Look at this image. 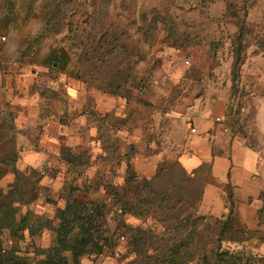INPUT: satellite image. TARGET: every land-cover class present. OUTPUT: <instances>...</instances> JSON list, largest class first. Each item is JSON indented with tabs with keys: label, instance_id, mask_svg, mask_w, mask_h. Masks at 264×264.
<instances>
[{
	"label": "rangeland",
	"instance_id": "obj_1",
	"mask_svg": "<svg viewBox=\"0 0 264 264\" xmlns=\"http://www.w3.org/2000/svg\"><path fill=\"white\" fill-rule=\"evenodd\" d=\"M12 2L23 13L19 18L33 45L20 60L38 59L60 46L77 59L79 79L88 89L125 103L127 117L107 114L108 131L122 124L149 131L156 119L167 131L165 114L176 105L225 97L222 123L229 135L254 146L264 142L258 128L260 109L264 120V0ZM20 28L10 41L12 53ZM5 37L1 42L9 41ZM6 105L0 102V123L8 122L10 112L16 118ZM109 141L110 155L99 160V168L66 169L65 186L63 177L53 187L41 185L44 196L28 207L33 233L5 230L4 248L19 249L29 264L52 256L68 264H264V208L260 222L250 215L244 220L230 190L232 204L222 217L198 202L162 199L131 165L122 167L123 146ZM19 161L6 166L16 171L0 179L3 195L16 190ZM36 171L29 174L32 180L46 172ZM87 172L91 183L79 186ZM63 197L76 202L62 224L60 210L68 204ZM26 211L23 207L21 214Z\"/></svg>",
	"mask_w": 264,
	"mask_h": 264
},
{
	"label": "crops",
	"instance_id": "obj_2",
	"mask_svg": "<svg viewBox=\"0 0 264 264\" xmlns=\"http://www.w3.org/2000/svg\"><path fill=\"white\" fill-rule=\"evenodd\" d=\"M22 14L12 0H0V102L16 114L22 171L45 168L43 185L53 187L63 177L65 186L63 170L79 173L99 168V160L110 155L105 144L114 139L123 146L122 167L131 165L156 194L179 204L198 202L207 213L222 217L232 204L230 190L242 218L250 215L260 222L264 208V142L254 146L229 135L222 123L227 98H200L189 105H176L165 114L167 131H161L157 119L149 131L123 124L108 131L107 114L127 117L125 103L88 89L79 79L77 59L60 46H53L38 59L30 56L27 62L20 60L33 49L19 18ZM20 26L22 37L17 38L12 53L10 41ZM5 35L7 43L1 42ZM258 128L264 134L261 109ZM73 157L75 162L71 161ZM128 158L131 162H126ZM55 168L60 170L58 175ZM89 173L79 186L91 183Z\"/></svg>",
	"mask_w": 264,
	"mask_h": 264
},
{
	"label": "trees",
	"instance_id": "obj_3",
	"mask_svg": "<svg viewBox=\"0 0 264 264\" xmlns=\"http://www.w3.org/2000/svg\"><path fill=\"white\" fill-rule=\"evenodd\" d=\"M9 116L8 122L0 123V179H2L8 172L16 171L15 166H11V168L6 166L17 160V158H20V153H17L18 150L16 136L18 131L15 125V115L10 112ZM71 161L75 162V158H71ZM32 172L34 174H39V172H37L34 168H29L23 171L18 170L17 173L19 174L20 178L18 177L15 183V191L12 189L9 191V193L3 195L2 193L4 191L0 187V197H2V200H0V237L3 235L5 230H9L11 235H16L18 232L24 233L27 230L29 231L30 235L33 233L31 231V227L27 226V218L33 213L28 207L30 203L36 201L37 199H41V197L44 196V194L40 191L41 185H43L41 182L44 174H41L39 177H35L36 180H32L31 176L29 175ZM135 179H137V176H135ZM143 181L144 183H148L147 180ZM18 193V197L15 198L14 194ZM154 194H156V192H154ZM156 195L160 196L158 194ZM162 199L167 198L162 197ZM66 202L68 204H66V206L60 210L62 224L65 223V218L72 212L71 210H73V208L71 205L73 203L75 204L76 200L70 203V199L66 198ZM23 207H27L25 215L21 214ZM104 224L105 223H103V225ZM61 228L62 227H60V229ZM101 232L104 231L101 230ZM22 235L24 236V234ZM64 259V257L62 258L52 256L48 261L40 262V264H68ZM0 264H29V262L23 255L20 254L19 249L15 247L6 249L0 242Z\"/></svg>",
	"mask_w": 264,
	"mask_h": 264
},
{
	"label": "built area",
	"instance_id": "obj_4",
	"mask_svg": "<svg viewBox=\"0 0 264 264\" xmlns=\"http://www.w3.org/2000/svg\"><path fill=\"white\" fill-rule=\"evenodd\" d=\"M2 39H3V40H5V39H6V37H5V36H3V37H2ZM186 62H187V63H189V60H187ZM192 132H196V129H195V128H193V129H192Z\"/></svg>",
	"mask_w": 264,
	"mask_h": 264
},
{
	"label": "water",
	"instance_id": "obj_5",
	"mask_svg": "<svg viewBox=\"0 0 264 264\" xmlns=\"http://www.w3.org/2000/svg\"><path fill=\"white\" fill-rule=\"evenodd\" d=\"M56 65V64H55Z\"/></svg>",
	"mask_w": 264,
	"mask_h": 264
}]
</instances>
